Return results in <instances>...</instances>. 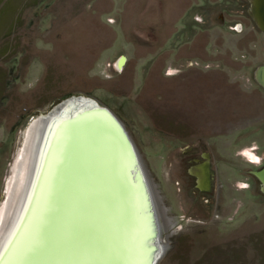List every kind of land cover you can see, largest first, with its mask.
I'll return each instance as SVG.
<instances>
[{
  "label": "rangeland",
  "instance_id": "obj_1",
  "mask_svg": "<svg viewBox=\"0 0 264 264\" xmlns=\"http://www.w3.org/2000/svg\"><path fill=\"white\" fill-rule=\"evenodd\" d=\"M207 1L0 0L2 220L28 131L21 117L47 111L44 100L93 97L125 122L146 166L162 224L157 264H264V32L239 0L216 25ZM195 136L209 144L212 188L188 181L194 156L180 147Z\"/></svg>",
  "mask_w": 264,
  "mask_h": 264
},
{
  "label": "bare ground",
  "instance_id": "obj_2",
  "mask_svg": "<svg viewBox=\"0 0 264 264\" xmlns=\"http://www.w3.org/2000/svg\"><path fill=\"white\" fill-rule=\"evenodd\" d=\"M111 124L88 105L31 124L6 217L0 214V251L15 241L14 256L44 237L49 251L21 264H149L157 232Z\"/></svg>",
  "mask_w": 264,
  "mask_h": 264
},
{
  "label": "flooded vegetation",
  "instance_id": "obj_3",
  "mask_svg": "<svg viewBox=\"0 0 264 264\" xmlns=\"http://www.w3.org/2000/svg\"><path fill=\"white\" fill-rule=\"evenodd\" d=\"M228 3H230V2L227 0H214V2H212L210 0L207 1L205 8L208 9L207 10L208 12H214L212 15H210V13H209L207 15V19L211 20L215 24L217 23L216 25H218V23L221 22V23H223V25L219 24V26H224L226 19L224 18L223 12H225L226 9H231L232 7H234V6L226 5ZM196 6H198V3L196 4ZM237 6H238V9L240 11H242L246 17H248L249 22L253 23L254 28H256L259 32H264V28H263L264 27V22H263L264 21V0H239V3H237ZM217 9H221V10H217ZM260 11H261V13H263V16L260 15ZM256 12H257V16H256ZM214 15H215V17H214ZM212 16H213V18H212ZM205 22L206 21L204 19L199 21V23H205ZM238 26H239V28L241 26V30H242L243 25L241 24ZM123 62H124V59L121 58V60L118 63L122 65ZM15 79H17V78H15ZM254 81H255V79H254ZM67 96L68 97H65L62 100H61V97L58 98L59 99L58 102H56L57 100H54V99H52L50 101L44 100L43 106L46 105L49 108L44 113H41L38 115V112H33L32 114L27 113V114L23 115L21 118L24 117L27 120L25 133L35 120H38L42 117H45L46 120L48 118H52L53 116L51 114L53 112V109L56 106L61 105L65 100H67L71 97H81L83 99H88L90 101H93L98 108H101L102 110H100V109L98 110L97 107L95 106V104L94 105L93 104L88 105V107L93 109V111L99 112L100 114L104 115L109 120V122L113 124V125L112 124L111 125L114 128H116L120 138L124 142V143L123 142L122 143L125 144L124 146H126L130 161L134 165L136 175L138 176L139 183L142 186V189H143V192L145 195V200H146V204L148 207V211L150 213L151 224L153 227L152 228L153 229V237H155L156 232H157V242H156L155 255H157V253L158 254L160 253V255H159L160 257L157 258V261H158V259H161L163 252H164V246L162 244V239H161L162 238V224H161L160 218L158 216V211H157L156 203H155L154 196H153L154 194H153L152 186H151V184L149 182V178L147 177V174L145 172L146 166L143 162L142 156L140 155V153L138 151V147L136 146L133 138L130 136V134L128 133V131L126 129L125 122L122 121L119 118V116H117L106 105L100 103L97 99H95L93 97L89 98V97H82V96H72V95L70 96V94H67ZM27 137H28V135H27ZM27 137H26V139H27ZM178 142L183 144V142L181 140L180 141L178 140ZM182 144H181V146H183ZM22 147H23V145H22ZM180 153H183V154L184 153H190L192 156H194L192 159L188 160V162H194V164L188 165V166L185 165L184 167H185L186 173L189 176V177L188 176L187 177H188V181L190 183V187L199 188V180H198V176L196 174L198 172V170H195V168L199 164L198 163L199 158L203 159V162H206L204 165L208 164V166L210 167L212 157H211L210 152H209L208 142H206L202 139H199V137L195 136V137H193L192 141L186 143V145H184L183 147H180ZM17 169H18V162H17V167L15 168L16 172H17ZM211 184H210V186L212 188ZM211 188L208 191L203 190V192L209 193V192H211ZM13 189H14V186L11 188L10 195L8 196V200H7L8 201V204H7L8 207H9V202H10V199H11V196L13 193ZM189 190H193V193H192L193 195H195V193L197 192L194 189H189ZM0 197H1V195H0ZM2 197H3V192H2ZM198 200H199V198H198ZM8 207H7V209H8ZM7 209H6V212H7ZM0 214H1V212H0ZM165 215H167L166 211H165ZM167 217H168V215H167ZM157 261H156V264L158 263Z\"/></svg>",
  "mask_w": 264,
  "mask_h": 264
},
{
  "label": "water",
  "instance_id": "obj_4",
  "mask_svg": "<svg viewBox=\"0 0 264 264\" xmlns=\"http://www.w3.org/2000/svg\"><path fill=\"white\" fill-rule=\"evenodd\" d=\"M260 15H262L263 16V13H261V11H260ZM256 16H257V12H256ZM264 22V21H263ZM264 28V27H263ZM121 66V64H118V67H120ZM260 71H262V73H263V78H262V76H261V82H263L264 83V67L263 68H261L260 69ZM89 104H95L93 101H90V100H88V99H83V98H81V97H71V98H69V99H67V100H65L61 105H58V106H56L54 109H53V112H52V116L54 117L55 115H57L59 112H60V108H61V111H63V109H65L67 106H73V108H78V107H81V106H84V105H89ZM95 106H96V104H95ZM97 107V106H96ZM97 109L99 110H102L101 108H98L97 107ZM94 112H96V111H94ZM99 113V112H98ZM125 145V144H124ZM126 147V146H125ZM206 167H208V164H206L205 165V167H200V171H199V173H196L197 174V176H198V180H199V188L200 189H204L205 188V186L208 188L209 187V184H210V182L208 181V180H210V175H209V173L206 171ZM257 177H258V179L260 180V182L262 183V188L264 189V168L261 170V171H259V172H257ZM142 187V186H141ZM143 190V189H142ZM207 190V189H206ZM144 193V192H143ZM144 197H145V195H144ZM158 256V253H157V255H155L154 257H153V259H151V261L149 262V264H156V261H157V257Z\"/></svg>",
  "mask_w": 264,
  "mask_h": 264
},
{
  "label": "snow or ice",
  "instance_id": "obj_5",
  "mask_svg": "<svg viewBox=\"0 0 264 264\" xmlns=\"http://www.w3.org/2000/svg\"><path fill=\"white\" fill-rule=\"evenodd\" d=\"M241 187H244L242 185ZM17 239L19 236L17 235ZM45 238L41 237L40 242L33 244L28 249L19 252L17 255H11L15 248V241H12V246L0 251V264H21L22 261L30 259V255H40L49 251V248L44 242ZM11 257V258H10Z\"/></svg>",
  "mask_w": 264,
  "mask_h": 264
},
{
  "label": "crops",
  "instance_id": "obj_6",
  "mask_svg": "<svg viewBox=\"0 0 264 264\" xmlns=\"http://www.w3.org/2000/svg\"><path fill=\"white\" fill-rule=\"evenodd\" d=\"M195 4V3H194ZM197 4V3H196ZM196 4H195V6H196ZM193 5V4H192ZM203 20V19H202Z\"/></svg>",
  "mask_w": 264,
  "mask_h": 264
}]
</instances>
